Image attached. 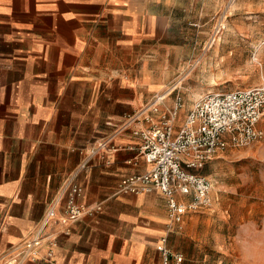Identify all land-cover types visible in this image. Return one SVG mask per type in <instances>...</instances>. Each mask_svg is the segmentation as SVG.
Returning a JSON list of instances; mask_svg holds the SVG:
<instances>
[{
	"label": "crops",
	"instance_id": "obj_1",
	"mask_svg": "<svg viewBox=\"0 0 264 264\" xmlns=\"http://www.w3.org/2000/svg\"><path fill=\"white\" fill-rule=\"evenodd\" d=\"M207 1L0 0V252L30 235L91 146L164 86L160 68L196 46ZM143 124L117 135V149L93 156L77 178L79 200L102 209L68 232L53 221L25 264H161L157 244L167 233L193 264L185 242L201 214L172 228L160 191L118 192L121 178L150 167L133 133Z\"/></svg>",
	"mask_w": 264,
	"mask_h": 264
},
{
	"label": "rangeland",
	"instance_id": "obj_2",
	"mask_svg": "<svg viewBox=\"0 0 264 264\" xmlns=\"http://www.w3.org/2000/svg\"><path fill=\"white\" fill-rule=\"evenodd\" d=\"M216 26L220 31L214 41ZM201 30L196 46L181 52L177 66L160 68L166 82L149 105L156 95L173 90L158 101L155 118L178 98L182 115L210 91L264 84V0L204 2ZM261 125L264 128V118ZM197 172L212 180L214 204L188 213L201 214L189 230L195 239L185 242L192 263L214 264L223 259L264 264V137L219 152ZM184 229V225L177 228Z\"/></svg>",
	"mask_w": 264,
	"mask_h": 264
},
{
	"label": "built area",
	"instance_id": "obj_3",
	"mask_svg": "<svg viewBox=\"0 0 264 264\" xmlns=\"http://www.w3.org/2000/svg\"><path fill=\"white\" fill-rule=\"evenodd\" d=\"M156 99L159 97L156 95ZM157 103H149L127 119L108 136L98 139L84 160L67 176L59 194L54 197L30 235L0 252V264H25L35 260L48 237L53 221H60L68 232L71 225L88 213L102 209L79 200L83 186L77 181L91 158L115 151L117 135L130 126L144 122L133 133L140 137L139 154L150 164L148 170L121 178L118 192L160 191L167 200L170 226H181L184 216L214 204L212 180L197 172L219 152L229 147L247 146L264 137V84L246 88L210 91L197 98L177 129L175 122L182 106L181 98L158 119ZM63 205V208L61 207ZM7 228L6 215L0 216V235ZM161 264H185L183 252L173 250L169 234L158 244ZM48 255H52L49 250ZM214 264H233L219 260Z\"/></svg>",
	"mask_w": 264,
	"mask_h": 264
},
{
	"label": "bare ground",
	"instance_id": "obj_4",
	"mask_svg": "<svg viewBox=\"0 0 264 264\" xmlns=\"http://www.w3.org/2000/svg\"><path fill=\"white\" fill-rule=\"evenodd\" d=\"M231 4H232V3H231ZM169 89H170V88H169ZM169 89H168V90H169ZM168 93H169V92H163V93L159 94V95H158L159 97L155 100V102L158 103V101H160L161 99L165 98L166 95H167ZM155 102H154V103H155Z\"/></svg>",
	"mask_w": 264,
	"mask_h": 264
}]
</instances>
